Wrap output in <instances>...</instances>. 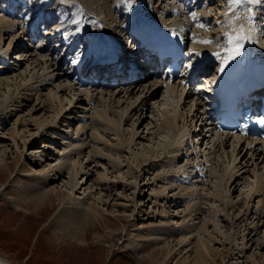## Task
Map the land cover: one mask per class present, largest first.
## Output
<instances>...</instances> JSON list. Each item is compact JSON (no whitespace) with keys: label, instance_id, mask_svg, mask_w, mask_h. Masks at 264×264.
<instances>
[{"label":"rangeland","instance_id":"rangeland-1","mask_svg":"<svg viewBox=\"0 0 264 264\" xmlns=\"http://www.w3.org/2000/svg\"><path fill=\"white\" fill-rule=\"evenodd\" d=\"M110 1L116 2L100 0L101 3ZM0 2L6 6L10 0ZM65 2L72 8L69 13L86 10L84 15L89 21L81 20L86 22L79 29L81 35L95 36L98 32L113 41L114 33H110L113 27L106 25V20H99L98 4L94 5L92 0ZM256 2L252 0L250 4ZM118 3L124 4V0ZM118 3L112 6L118 8ZM148 3L146 0H125V5L118 8L122 14L117 20L120 17L123 21L129 17L135 20L137 16L133 10L137 5L142 11L148 7L144 12L153 9L149 15L145 14L150 17L153 14L161 26L172 28L185 37L187 49L194 53L191 62L197 63L206 49H215L220 54L215 68L222 69L221 62L228 47L225 36L235 34L233 32L239 27H247L254 37L259 34L264 43L261 8L240 7L243 0L236 6H230L231 0H200L186 17L175 0ZM261 6L264 7V1ZM238 7L244 12L242 9L235 12ZM67 9L70 8L66 7L64 16ZM64 10L65 6L60 8V15L51 25H45L56 34L61 32L59 36L49 46L45 44L49 42L45 35L32 43L31 57L25 56L26 52L23 54L21 35L16 39L20 45L6 52L13 42L11 37L17 36L22 29L23 21L17 22L11 35L8 32L0 36V61L2 53L5 59L12 54L9 64L12 69L0 76L9 78V84L0 89V156L12 162L17 153L27 172L32 174L30 177L43 178L49 186H57L76 201L82 198L84 202L95 201L110 220L120 227L125 224L127 228L123 227L121 235L114 237L107 236L109 231L100 226L99 237L91 235L88 244H80L68 236H61L54 212L39 223L37 217L18 212L0 187V255L13 264H152L141 263L136 254L125 247L127 229L137 228L151 235L150 241L156 247L171 241L173 246L184 234L189 239L180 246L192 248L203 238L213 252L209 259H215L214 264H264V145L257 144L260 148L256 154L258 158L251 157L252 160L248 155L247 161L239 154V138L233 143L229 140L221 151L218 146L214 147L216 143L213 145L208 137V124L205 118L199 117L211 104L213 94L204 76L205 80L201 78L188 94V90L181 93L180 87L159 83L145 92L141 91L144 87L138 92V88L128 91L129 88L121 86L103 92L96 90L100 88L78 87L75 76L61 72L65 70L60 62L67 45L66 39L62 44V38L74 32L62 31L66 18L61 16ZM3 12L1 10L0 14ZM35 12L30 9L27 17ZM242 13L247 15L239 20ZM0 20L7 21L1 16ZM87 24L89 31L85 30ZM114 29L116 33L122 32L120 28ZM194 38L204 39L205 43H198ZM87 49L85 47V51ZM17 50L20 52L15 53ZM76 60V55L69 57L71 67ZM150 83L155 82L151 79ZM148 99L147 105L142 107V101ZM106 103L111 105L110 112ZM186 128L189 133L181 138L178 132ZM10 129L16 130L17 143L9 136ZM132 132L136 134L133 137ZM74 162L89 173L85 176L79 173V183L72 190L67 183L70 174L57 166H70ZM21 169L15 171L7 184L11 195L14 194L12 188H16L12 187L14 179L26 174ZM102 176L107 179L101 180ZM214 215L217 226L210 220ZM184 254H176L175 258L179 264H191Z\"/></svg>","mask_w":264,"mask_h":264},{"label":"bare ground","instance_id":"bare-ground-1","mask_svg":"<svg viewBox=\"0 0 264 264\" xmlns=\"http://www.w3.org/2000/svg\"><path fill=\"white\" fill-rule=\"evenodd\" d=\"M14 1H17V0H14ZM38 1H41V3L38 4ZM53 1L54 0H31V1L26 2V3H28V6L30 4H32L31 8H34L35 3L38 4L36 9H38L39 12L46 5V8H48L47 9V14L49 15V13L52 10L51 6L53 5V9H54L55 4H56V3H53ZM119 1L120 0H116L115 3H111V1L110 2H106V3H101L102 1L100 2V0H92L94 5L98 4L96 6V10L99 12V14H97V15H99L102 19L106 20L107 25H109L110 27H113L111 30H113V32H116V30L114 28H116V29L120 28V31H122V32H120V36H119L121 44H122L121 46L122 47L124 46V48H126V47H130L132 45L131 44L132 41H129V40L133 36V31L129 28V24H128L129 20L123 21V19L121 17H120L119 20H117L118 19V15L122 14L121 12L119 13V11H118L119 6L125 5V0H124V4H119L118 3ZM199 1L200 0H197L196 3H198ZM48 2H50L49 3L50 7L47 6ZM154 2H155V0H154ZM10 3L11 2H9V5L4 6L0 2V6L3 7L5 10L9 11L8 12L9 13V17L6 16V14H8V13H4L3 12L2 14H0L1 18H4L5 20H7V21L0 20V36L6 35L8 32H9L8 34H10V32L14 30L13 28L16 29L17 26H18V23L16 22V20H13V17H11V16L14 15L15 11H14V7L10 6L11 5ZM116 3L119 4L117 6L118 8H114L115 6H112V5L116 4ZM135 8L136 9L133 10V13H135L136 16H137V17H135V20L140 21V23L136 22V29H137L136 32L141 35V34H143L145 32V30H144L143 27H141L139 25H141L142 23H147V21L144 18V17H147V15H146L147 13L145 14L146 11L145 12H144V10L142 11L140 9L139 5H137ZM18 9H19V7H18ZM67 10H69V9H67ZM39 12L36 13V16L34 18L31 17V18H27L26 19V24L23 23L24 25L23 26L21 25L22 26L21 27L22 30H26L30 25H32V27H30L29 29L30 30H34L33 28L36 27L37 16H38ZM56 12H57V10L55 11V13ZM188 12H185L183 16L184 17L189 16L191 11L189 10ZM187 13H188V15H187ZM19 14H22V11L19 12ZM73 17L74 16L70 17L68 20L70 21ZM77 17H78V15H77ZM77 17H75V18H77ZM122 17H123V15H122ZM148 18H150V17L148 16ZM192 20H193V17H190V22ZM72 26H73V24L71 25L69 23L66 27H62V28H64L62 31H65V32L67 30L68 31H72L73 28H75V27H72ZM260 26H261V30H262L264 28V23H261ZM46 30H48V29H46ZM161 30H164V29H161ZM243 30H244L243 31V35L248 37V38L242 41V48H241L240 54L238 56H236L234 59L228 60L227 63H225V60H227V52L230 50V46L228 44L225 58L223 60H222L223 57L221 58L222 66H223L222 69H218L216 71L215 65H216L218 60L217 59L215 60V58L217 56H214L213 58L210 57L212 55H215V51H214L215 49L214 50L213 49H209V48L206 49L205 55L200 58L199 62H202V61L208 62L207 65H205L203 67V69L209 70V68H210V72L206 76V79H207L208 83L211 86H213L215 84V82H214L215 77H218V79H217V81H219L218 84L219 85L222 84L223 80H224V77H226L228 69L231 68L232 66L236 65V63H239V64L242 63V65H244V66L245 65H248V66L251 65L252 66L253 64L250 62L251 60H249V56L251 54L256 56L257 58H260L262 60L260 63H264V46L262 45V42L259 41V38L252 36V34L249 33L246 28L243 29ZM22 32L23 31H21V33L20 32L17 33L18 35L15 36V37H11L10 36L11 37L10 40H11V42L12 41L13 42L9 45L8 50H6L7 53H10L13 48H15L17 45H19V42H16V39H17L18 36L22 35ZM46 32H49L51 35L54 34V31L52 32V31L48 30ZM59 33H61V32H59ZM79 33L75 32L73 34H68V36L70 35L69 37L67 35H63L62 39H66L68 37L66 39L67 48H66V52L64 54V57L68 53L74 54L75 52L78 51V54H79V53L83 52V48L86 45L89 46L88 48L94 54H99L101 49H104V48H106V50H108V51H113L116 48L111 43H109V42H107L105 40L106 35H103V34H100V33L97 32V34L95 33V36L91 35V36L87 37V36H83V35H81V33L80 34ZM240 34L241 33L238 32V33H235V34H233L231 36L235 39ZM54 35L55 36L53 37V39H55L57 37L56 34H54ZM37 37L39 38V35ZM90 37H93V38L96 37V38L95 39H87V38H90ZM152 38H154V35H148V39H152ZM194 40H198V43H205L204 39H200V38L199 39H195L194 38ZM30 48L31 47L28 44L26 49H22L23 50V54H24V52H26L25 56L29 55L31 57V55H33V53L31 51H30L31 53L29 52ZM18 52H20V51L17 50L15 53H18ZM23 54H21V55H23ZM125 54L126 53H123L124 56L127 55V54L126 55ZM3 57H4V54L2 53L1 58H3ZM10 58H12V57H10ZM27 59H29V58H27ZM4 60H6V59H4ZM8 62L10 63V60H8ZM253 62L256 63L254 60H253ZM0 64H1V66H0V76L2 74H4V73L6 74V72H9L12 69V68H9L10 67L9 65H5L3 63H0ZM255 65H257V64H255ZM257 66H262V64H258ZM61 72H63L64 75L68 74V73H66L64 71H61ZM246 72L249 73L248 70ZM199 76L201 77L202 75L200 74ZM203 76H205V75H203ZM201 78H203V77H201ZM195 80H197V79H195ZM159 82H160L159 80H156L154 84L153 83L149 84V79L144 78V79H140L137 82V84H135L134 86H131V85L123 86V88L124 89L129 88L128 91L129 90L133 91L134 88H138L136 90V92H138L141 87H144V88L141 89V91L145 92L147 90L150 91L151 89L155 88L156 85ZM196 82H197V84L199 83L198 80ZM4 84H9V78H7V77L6 78H3V77L1 78L0 77V89H1V87H3ZM147 84H149V85L147 86ZM172 86H173V88H175V87L177 88V87L180 86V84L175 82L174 85H172ZM97 87L98 86H96L95 89ZM107 89H109V88H100V89H96V90H101V92H103V91H105ZM144 89H146V90H144ZM180 89H182L181 93H183V92L186 93V91H187V87H184L182 85H181ZM191 89L192 88H188L187 94L193 92ZM118 90H122V89L119 88ZM197 91L201 92V89L199 91V88H198ZM181 95H183V94H181ZM48 98H50V97H48ZM149 100L150 99L142 101V107H143V105L145 103L147 105V102ZM110 106L111 105L107 104V103L105 105V107H107L109 109V112H110V108H111ZM43 107L44 106H41V108H43ZM207 107H209V109H211V106H207ZM207 107H206V109H208ZM204 108H205V106H204ZM142 109H144V108H142ZM111 110H112V108H111ZM110 115H113V114L110 113ZM199 117L202 120L204 119V115H202V117L200 115ZM173 120H175V119H173ZM184 131L183 130H179V132H178V134L180 135L181 138L185 137L189 133V132L187 133V128H186L185 133H184ZM134 134L135 133L132 132V134H131L132 137L136 135V134L135 135ZM214 134H216V133L213 132V135ZM9 136L13 139V141L15 143H17L18 134H17L16 130L10 129ZM216 136L217 137L212 138L211 143H213V145L216 143L214 145V147L218 146L217 148H219L218 149L219 151H221L222 146L226 145L229 140H231V142L234 141V140H237L236 138L230 139V137L228 135L225 136V135H221L219 133ZM234 137H237V136H234ZM240 141L241 140L239 138V142L238 143H240ZM244 143L242 142L241 145L239 144L240 147L238 148L239 154L240 155L242 154V158L244 160H246V161H247L248 155H250V158L251 157L252 158L254 157V159L258 158L256 156V154L259 152L258 150H260V148L257 147V146H259V145H257L259 143L254 144L251 140H248L246 142V145H244ZM262 145H264V140L262 141ZM262 149H264V147ZM239 154H238V156H239ZM254 159H252V160H254ZM6 160L7 159L5 157L0 156V187L4 188L3 192L9 198L8 201L10 202V204L18 212L25 213L26 215H31L33 217H37L40 220V221H38L39 223L40 222L43 223L44 220L48 219L51 216V214L54 212V217H57V221H58V227H59L58 231L61 233V236L63 238H64V236H68L69 239L74 240L77 243L86 245V244H88V238L91 235H93L94 238L100 236V232L98 231L100 226L102 228H104L105 231L106 230L109 231V233L106 232L107 236L113 235L114 237L115 236L117 237V236L121 235V232H122L121 230L123 229V227L127 228V225H125V224H123V227L122 226L120 227L114 220H110L106 216V214H103L102 210L97 206V203H95V201L84 202L83 198H82V200H77L76 201L73 198L69 197V195L65 191L61 190L57 186H49L50 184L47 183L48 181H44L43 178L41 179V178L38 177V178L34 179V177H30V175H32V174L29 173V171L27 172V169L25 168V163H23L20 160V157H19V155L17 153H16V156L14 157V159L12 160V162H6ZM230 166H232V164H230ZM57 167H58L59 170L62 169V168H65L68 171V173L70 174V176H69L70 179L67 181V183L70 184V188L72 190L74 188H76L78 183H79L77 181V177H78L79 173H82V175H84V176L87 173H89V171L85 172L84 171L85 169L82 167V165L78 166L76 164V162H74L70 166H67V165L63 164L62 167L61 166L60 167L57 166ZM19 168H22L21 171L22 172L25 171L24 173H26V174L18 175L17 178L14 179V182H13V180L10 181L11 183L13 182L12 183V187H16V188H12V190L14 189V194L11 195V191H7L8 190V185L7 184L9 182L11 176H13L15 171L17 169H19ZM225 170H227V173L230 172V170H228V169H225ZM227 173H226V175H227ZM88 179H89V176L86 178V183H87ZM106 179H107L106 176H102L101 180H106ZM106 184L107 183L105 182V185L103 184V186H106ZM107 186H109V185H107ZM162 190H164V189H162ZM78 199H79V197H78ZM34 214H36V216H34ZM190 214H191V211H190ZM192 214H191V216H192ZM187 215H189V212H188ZM187 217H190V216H187ZM215 217H216L215 215L213 217L211 216L210 220L217 226L218 224L216 223L217 221H215V219H216ZM151 218H154V217H151ZM120 219H123V218L120 217ZM187 223H189V221H187ZM187 223H185V224L187 225ZM147 224L148 223H146V225ZM149 225H152V222L149 223L147 225V227ZM183 226H184V224H183ZM172 228H174V227H172ZM253 229L255 230V228H253ZM170 231H171V233H173L172 229H170ZM164 232H165V230H164ZM183 235L178 239V242L175 243L173 246H171V244L173 243V241H171V242H167L163 246L156 247L154 245V243L150 241L151 240V235H146V234L142 233L140 229H137V228L136 229L135 228L134 229L128 228L127 229V234L124 237V243H126L125 247H128L129 249H131V251H133L136 254L137 259L141 263L151 262L152 264H154L157 261L158 262L160 261V264H179L178 259L175 258V255L184 252L185 253L184 254L185 255V260L189 258L191 260V264H214L215 259H209V257L213 255V252L211 251L210 247L205 244V241H204L203 238L202 239L201 238L198 239L195 242L194 246L191 248V247H188L189 245L180 246L181 244H183L184 242H186L189 239L188 236H183ZM65 240H66V237H65ZM178 246H180V247H178ZM175 248L177 250H175ZM190 248H191V250H190ZM218 253L219 252H217L216 254H218ZM173 259L176 260V263H172ZM0 264H13V262L11 260L7 259L6 257L0 255Z\"/></svg>","mask_w":264,"mask_h":264},{"label":"snow or ice","instance_id":"snow-or-ice-1","mask_svg":"<svg viewBox=\"0 0 264 264\" xmlns=\"http://www.w3.org/2000/svg\"><path fill=\"white\" fill-rule=\"evenodd\" d=\"M249 3L252 2V0H248ZM242 0H231V4L230 6L233 5H238L241 4ZM193 18H195V16H193ZM233 26H234V22H233ZM201 27H203V25H201ZM243 28L240 29V35L237 36L235 39L229 35L226 37L228 44L230 46V50L227 52V60H225V63H227L228 60H232L234 59L236 56H238L241 52V48H242V41L247 39L248 37L243 35ZM216 56H219V53L215 54ZM262 124H264V120L261 121Z\"/></svg>","mask_w":264,"mask_h":264}]
</instances>
